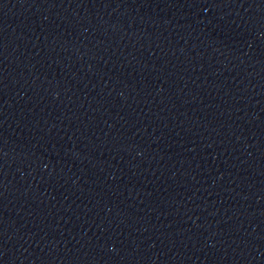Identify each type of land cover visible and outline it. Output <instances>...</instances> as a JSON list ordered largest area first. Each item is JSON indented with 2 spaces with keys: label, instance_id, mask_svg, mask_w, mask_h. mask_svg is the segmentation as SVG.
I'll list each match as a JSON object with an SVG mask.
<instances>
[{
  "label": "water",
  "instance_id": "obj_1",
  "mask_svg": "<svg viewBox=\"0 0 264 264\" xmlns=\"http://www.w3.org/2000/svg\"><path fill=\"white\" fill-rule=\"evenodd\" d=\"M0 264H264V0H0Z\"/></svg>",
  "mask_w": 264,
  "mask_h": 264
}]
</instances>
